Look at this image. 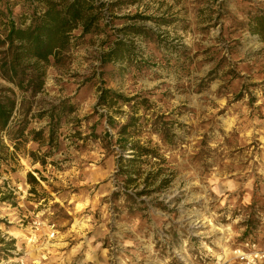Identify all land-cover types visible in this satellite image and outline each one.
I'll return each instance as SVG.
<instances>
[{
	"label": "rangeland",
	"instance_id": "rangeland-1",
	"mask_svg": "<svg viewBox=\"0 0 264 264\" xmlns=\"http://www.w3.org/2000/svg\"><path fill=\"white\" fill-rule=\"evenodd\" d=\"M6 1L14 16L37 4ZM94 1L102 29L52 61L40 92L0 77L17 97L0 134V264H244L233 248H264V40L248 30L264 0ZM116 38L132 58L101 65ZM102 88L134 100L95 107ZM132 114L165 161L128 185L116 139Z\"/></svg>",
	"mask_w": 264,
	"mask_h": 264
},
{
	"label": "trees",
	"instance_id": "trees-1",
	"mask_svg": "<svg viewBox=\"0 0 264 264\" xmlns=\"http://www.w3.org/2000/svg\"><path fill=\"white\" fill-rule=\"evenodd\" d=\"M37 4L31 13L14 16L9 2H5V11L0 10L3 20V37L0 36V77L15 84L22 92L37 94L44 85L46 69L52 63H62L63 56L68 53L72 42L86 36L87 34L100 31L101 8L103 3L94 0H27L28 3ZM166 20H162V23ZM124 34L142 33L139 27L127 25L120 28ZM248 30L264 40V12L254 14L248 22ZM74 31H78L75 36ZM118 37V36H117ZM133 45L122 39L116 38L105 51L100 53V63L115 64L132 58ZM12 94H0V134L3 133L13 112L16 110L17 97L10 88L6 89ZM99 95L95 107L104 106L113 113H119L115 109L121 102L126 104L133 101V97H126L113 90L99 89ZM121 113L123 111L121 110ZM106 122L112 126L115 119L111 115L106 116ZM140 117L130 115L119 127L116 139L118 147L119 168L121 176H125V183L135 185L139 179L138 172L142 165L153 160L160 163L154 170L152 178L164 170L160 167L165 159L160 156L155 148L147 147L140 143L137 135L140 134ZM97 138L96 134H93ZM105 135H111L105 130ZM1 136V135H0ZM25 140L24 134L18 136ZM2 159V156H0ZM135 174L136 176H132ZM28 182L37 183L36 178L29 173ZM3 242V240H1ZM13 241L6 242V249H12Z\"/></svg>",
	"mask_w": 264,
	"mask_h": 264
},
{
	"label": "built area",
	"instance_id": "built-area-1",
	"mask_svg": "<svg viewBox=\"0 0 264 264\" xmlns=\"http://www.w3.org/2000/svg\"><path fill=\"white\" fill-rule=\"evenodd\" d=\"M232 256L244 264H258L264 261V248H259L255 242L247 240L233 248Z\"/></svg>",
	"mask_w": 264,
	"mask_h": 264
},
{
	"label": "bare ground",
	"instance_id": "bare-ground-1",
	"mask_svg": "<svg viewBox=\"0 0 264 264\" xmlns=\"http://www.w3.org/2000/svg\"><path fill=\"white\" fill-rule=\"evenodd\" d=\"M75 223L77 224V223H78V221H76ZM24 237H26V239H28V241H29V240H32V238H33V237H32V238H30V236L28 237V236H26V235H24Z\"/></svg>",
	"mask_w": 264,
	"mask_h": 264
}]
</instances>
